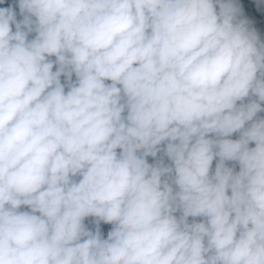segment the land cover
Segmentation results:
<instances>
[{"label": "clouds", "instance_id": "9594fccd", "mask_svg": "<svg viewBox=\"0 0 264 264\" xmlns=\"http://www.w3.org/2000/svg\"><path fill=\"white\" fill-rule=\"evenodd\" d=\"M0 264H264V0H0Z\"/></svg>", "mask_w": 264, "mask_h": 264}]
</instances>
